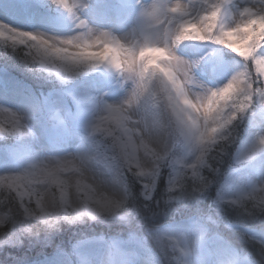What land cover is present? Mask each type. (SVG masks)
<instances>
[{
  "label": "clouds",
  "instance_id": "9594fccd",
  "mask_svg": "<svg viewBox=\"0 0 264 264\" xmlns=\"http://www.w3.org/2000/svg\"><path fill=\"white\" fill-rule=\"evenodd\" d=\"M33 3L41 26L0 18L40 85L0 102V264H264V0H129L120 30Z\"/></svg>",
  "mask_w": 264,
  "mask_h": 264
},
{
  "label": "rangeland",
  "instance_id": "374dc122",
  "mask_svg": "<svg viewBox=\"0 0 264 264\" xmlns=\"http://www.w3.org/2000/svg\"><path fill=\"white\" fill-rule=\"evenodd\" d=\"M43 11L36 7L33 0H0V18H5L13 23H19L24 26H41ZM131 12L129 0H92L91 8L87 15L97 24L112 26L120 30L127 24ZM209 49L210 46L208 45L195 47L182 45L180 53L189 57L200 56L205 53L211 55ZM209 70H216L211 61H207L203 65V72L205 74ZM29 86L36 90L31 83H26L12 71L0 69V102L9 105L16 104L18 100L23 98L21 94ZM83 87L93 91H100L108 87V85L103 79L96 78L86 81ZM44 90L47 91V88ZM95 236L97 235H89L83 239L79 250L83 257H91L97 252L98 241L93 238ZM64 258V255L61 253L54 254L50 257L51 264H61Z\"/></svg>",
  "mask_w": 264,
  "mask_h": 264
},
{
  "label": "trees",
  "instance_id": "16d2710c",
  "mask_svg": "<svg viewBox=\"0 0 264 264\" xmlns=\"http://www.w3.org/2000/svg\"><path fill=\"white\" fill-rule=\"evenodd\" d=\"M0 67L2 69L12 71L14 74H17L20 78H22V80H24L26 83H31L33 85V87L36 88L37 91H39L40 85H38V83L36 81H34L32 78H30L26 74H24L21 70L16 68L11 62H9L7 64L0 62ZM46 88H47V86H44V89H46ZM100 232H101L100 228H96L95 231L85 230V236L83 238H85L86 236H89V235H99ZM63 239H64V247L68 248L69 247V237L66 235ZM71 239L75 240V239H77V237H71ZM46 253H47V255L53 253V249H51V248L47 249Z\"/></svg>",
  "mask_w": 264,
  "mask_h": 264
}]
</instances>
